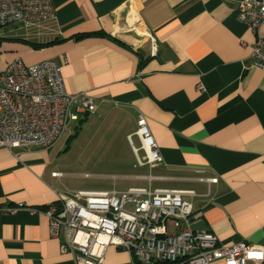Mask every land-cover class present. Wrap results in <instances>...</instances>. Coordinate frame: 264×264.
<instances>
[{
    "label": "crops",
    "instance_id": "0c3cea01",
    "mask_svg": "<svg viewBox=\"0 0 264 264\" xmlns=\"http://www.w3.org/2000/svg\"><path fill=\"white\" fill-rule=\"evenodd\" d=\"M52 2L53 18L13 25L23 33L1 45L0 70L17 58L62 63L68 93L96 105L74 122L123 131L137 159L146 153L137 135L144 115L163 161L149 175L122 178L136 181L129 188L194 191L203 216L192 228L214 232L226 246L264 250V71L253 67L256 34L240 20L239 0ZM54 146H0V264H79L52 237L45 214L56 190L67 188ZM130 261L111 246L104 264Z\"/></svg>",
    "mask_w": 264,
    "mask_h": 264
},
{
    "label": "built area",
    "instance_id": "2783aa9c",
    "mask_svg": "<svg viewBox=\"0 0 264 264\" xmlns=\"http://www.w3.org/2000/svg\"><path fill=\"white\" fill-rule=\"evenodd\" d=\"M238 13L256 34L253 67L264 71V0H239ZM54 15L52 0H0V29L39 23ZM94 111L96 105L87 94L68 93L63 64L55 59L26 64L17 58L0 70V146L11 151L49 149L64 135L69 121ZM137 135L146 151L138 157L137 167L151 169L161 163L159 145L142 114ZM52 175L61 177L57 172ZM56 193L58 200L45 210L50 233L79 264H104L111 246L130 254L126 264H259L264 260L261 247L247 242L226 246L214 232L192 228L203 213L194 209L196 194L191 190L66 188ZM20 207H10L7 212L15 213Z\"/></svg>",
    "mask_w": 264,
    "mask_h": 264
},
{
    "label": "rangeland",
    "instance_id": "374dc122",
    "mask_svg": "<svg viewBox=\"0 0 264 264\" xmlns=\"http://www.w3.org/2000/svg\"><path fill=\"white\" fill-rule=\"evenodd\" d=\"M13 28L15 31L11 32ZM22 31L16 30L15 26L0 29V34L3 32V38H6L1 42L0 35V53L1 45L14 42L17 36L21 37ZM78 125L77 122L69 121L66 134L51 151L54 165L68 175L62 181L69 190H107L113 189L114 185L125 190L137 183L122 178L150 174L149 169H145L147 167L135 168L138 159L132 143L123 135V131L116 127L108 130L91 127L86 130L85 126ZM133 144L139 146L136 137L133 138ZM114 176L119 178L115 181ZM141 182L144 185L145 181ZM170 229L174 230V224L170 225Z\"/></svg>",
    "mask_w": 264,
    "mask_h": 264
},
{
    "label": "trees",
    "instance_id": "16d2710c",
    "mask_svg": "<svg viewBox=\"0 0 264 264\" xmlns=\"http://www.w3.org/2000/svg\"><path fill=\"white\" fill-rule=\"evenodd\" d=\"M159 264H170V263H159Z\"/></svg>",
    "mask_w": 264,
    "mask_h": 264
},
{
    "label": "bare ground",
    "instance_id": "6f19581e",
    "mask_svg": "<svg viewBox=\"0 0 264 264\" xmlns=\"http://www.w3.org/2000/svg\"><path fill=\"white\" fill-rule=\"evenodd\" d=\"M141 32V31H140ZM142 33V32H141Z\"/></svg>",
    "mask_w": 264,
    "mask_h": 264
}]
</instances>
